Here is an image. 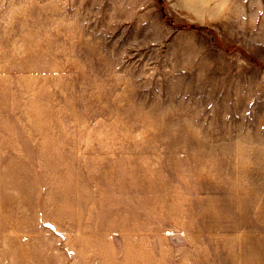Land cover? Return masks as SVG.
<instances>
[{
    "label": "rangeland",
    "instance_id": "obj_1",
    "mask_svg": "<svg viewBox=\"0 0 264 264\" xmlns=\"http://www.w3.org/2000/svg\"><path fill=\"white\" fill-rule=\"evenodd\" d=\"M0 264H264V0H0Z\"/></svg>",
    "mask_w": 264,
    "mask_h": 264
}]
</instances>
